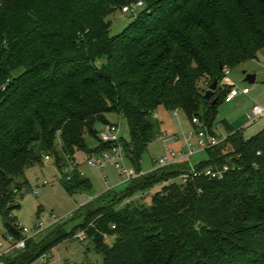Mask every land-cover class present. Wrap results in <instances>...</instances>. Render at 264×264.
Here are the masks:
<instances>
[{"label": "trees", "instance_id": "obj_1", "mask_svg": "<svg viewBox=\"0 0 264 264\" xmlns=\"http://www.w3.org/2000/svg\"><path fill=\"white\" fill-rule=\"evenodd\" d=\"M137 1L0 0V218L21 230L11 213L30 186L26 168L45 155L61 168L77 151L104 150L96 124L109 123V113L127 119L129 137L121 140L139 172L149 143L161 136L156 113L182 111L227 129L196 164L228 165L224 177L183 184L186 162L156 168L110 193L77 228L104 264H264V127L245 137L217 117L232 88L223 84L225 69L264 49V0H142L131 22L111 35L108 15ZM216 79L212 105L205 91ZM87 135L97 146H88ZM63 181L70 194L92 187L77 171ZM160 183L150 205L121 206ZM65 237L55 230L39 249L27 247L30 237L25 251L4 258L33 264Z\"/></svg>", "mask_w": 264, "mask_h": 264}, {"label": "rangeland", "instance_id": "obj_2", "mask_svg": "<svg viewBox=\"0 0 264 264\" xmlns=\"http://www.w3.org/2000/svg\"><path fill=\"white\" fill-rule=\"evenodd\" d=\"M132 19L131 13H125L123 7L108 15L107 20L111 22L110 34L115 35L121 32ZM244 70L257 74V80L252 83L244 81ZM228 78L239 88L244 87V85L249 86L251 93L240 94L232 103H226L222 99L217 107L218 120H228V122L234 123L235 127L244 128L245 137H250L264 127V115L254 121L250 119L254 105L257 104L264 107V49L259 51L255 59L248 60L232 68ZM107 118L111 123L119 124L121 137H129L128 122L123 115L109 113ZM155 118L163 122L159 128V132L163 137L157 136L149 143L142 155L141 172L144 174L152 172L156 169L155 162L166 155L168 149L181 148L186 142L195 148V153L191 156L192 162L208 158L207 149L201 148L197 144V125L199 123L189 120L182 111L173 113L164 108H161L156 113ZM217 124L221 125L218 138L222 141L229 133L223 124ZM101 126L102 124L100 123L96 124L97 129H100ZM86 141L88 146L92 148L98 144L96 138L90 135L86 136ZM57 148L61 149L60 138L57 140ZM95 153L87 154L85 151H77L73 159L64 158L63 162H66V164L61 168L56 165L53 156H51L50 160L44 159L42 164H35L26 168L25 174L30 186L27 189H23L22 194L19 196L21 206L15 209L11 216L15 217L19 222L21 236L23 238H33L27 244V247L31 249H34L35 246L37 249L41 248L42 240L55 230L67 234V237L33 264H104L103 255L96 250L92 238H84L86 232L82 231L81 228L78 229L77 226L84 221V216L89 209L110 202L113 195L110 197L108 195L113 191L124 190L129 182L124 180L121 169L114 165L107 164L101 167L92 164L88 158ZM125 164L128 168H133L137 171L130 159L127 158ZM70 165L76 166L74 172L77 171L81 177L84 176L91 180L92 187L90 189L81 190L74 194H70L66 190L63 181L66 176H64L62 170ZM178 167L183 168L184 165H179ZM74 172H72V177ZM45 181L49 183L44 184ZM163 184H157L155 186L158 187L145 191L147 194L141 199L136 198V195L142 192L135 193L130 198V202L150 205L153 194ZM90 200L93 201L90 202ZM127 202L126 200L121 206H124ZM38 225H42L43 228L38 229ZM82 232H85V234ZM3 236L9 237L10 233L7 231L4 219L1 217L0 237L5 239ZM80 236L84 239H81ZM106 241L112 244L114 237L108 236ZM7 246V243H5L3 249L6 250ZM22 251L23 249H15L4 256L16 257ZM3 259L8 264L9 261L4 257Z\"/></svg>", "mask_w": 264, "mask_h": 264}, {"label": "built area", "instance_id": "obj_3", "mask_svg": "<svg viewBox=\"0 0 264 264\" xmlns=\"http://www.w3.org/2000/svg\"><path fill=\"white\" fill-rule=\"evenodd\" d=\"M144 5V2L142 0H139L137 2H133L130 4H127L123 7V11L125 13H137V11ZM231 72L230 68H226L224 73L225 77L223 79V84H229L232 86V88L228 91V93L225 96V101L230 102L232 101L236 96L239 94H248L250 92V88L245 86L242 88H239L235 84H231L228 78V74ZM251 121L256 120L257 118L264 115V107L260 105H254L251 111ZM194 123H199L198 129H197V144L201 148H210L213 147L221 142V140L218 138V132L221 129L220 124H215L213 127H209L208 125L203 124L198 120L197 117L193 119ZM160 137H163L162 135ZM120 135V129L118 123H105L102 124L101 128L98 130V139L101 143L106 144V148L100 152H97L90 156L88 159L92 164H95L96 166L104 167L107 164H111L116 166L117 168L121 169L124 180L125 181H131L135 178H138L142 175H144L141 171H135L133 168H128L125 164V160L127 159V152L125 150V147L123 145V142L121 140ZM195 153V148L190 143L186 142L184 143L181 148L178 149H168L166 155L159 158L157 162H155V168H161L168 165H171L173 163H177L183 160H187ZM45 160H50L51 156L45 155ZM71 166V165H70ZM68 166L67 168H64L62 170V173L64 176H66V179H71L72 172H74V168L76 166ZM229 170L228 165L213 167V166H207L204 168H198L194 164H189V169L182 173L178 177V181L180 183H187L190 180H193L196 177L199 176H208L210 178H223L225 173ZM62 176V175H61ZM63 177V176H62ZM48 181H45L44 184H48ZM168 182H165V184ZM158 187V186H155ZM147 192H142L136 195V198L141 199ZM130 198L127 199L128 202H130ZM43 228L42 225H38V229ZM85 234V232H82ZM5 239L0 237V264H6L3 257H5V254H8L10 251H13L15 249H24L26 247V241L30 237H25L22 239H16L12 234H10L9 237L3 236ZM87 237V234L84 235V238ZM81 239H84L80 236ZM6 241V242H5ZM7 243V249L4 250V244Z\"/></svg>", "mask_w": 264, "mask_h": 264}, {"label": "water", "instance_id": "obj_4", "mask_svg": "<svg viewBox=\"0 0 264 264\" xmlns=\"http://www.w3.org/2000/svg\"><path fill=\"white\" fill-rule=\"evenodd\" d=\"M243 75H244V81H246V82H250V83H252V82H255V80H256V74H254V73H249V72H247L246 70H244V71H243ZM217 85H218V80L216 79V80H214V82L208 87V89L205 91V98H206L207 100H212V98H213V94H214V91H215ZM217 101H218V98H217V97L214 98V99L212 100V105H215V104L217 103ZM4 224H5V227H6L9 231H11V232H13V233H16V234H19V233H20V230H19V229H18V228L12 223V222H10V221H8V220H4Z\"/></svg>", "mask_w": 264, "mask_h": 264}, {"label": "crops", "instance_id": "obj_5", "mask_svg": "<svg viewBox=\"0 0 264 264\" xmlns=\"http://www.w3.org/2000/svg\"><path fill=\"white\" fill-rule=\"evenodd\" d=\"M257 78H258V75L256 74V80H257ZM243 80H244V79H243ZM256 80H255V81H256ZM229 81H230L231 84H232V83L235 84L232 80L229 79ZM235 85H236V84H235ZM236 86H237V85H236ZM245 86H247V85H244V87H245ZM247 87H249V86H247ZM249 88H250V87H249ZM249 93H251V89H250V92H249ZM249 93H248V94H249ZM241 94H243V93H241ZM239 95H240V94H239ZM239 95H238V96H239ZM236 97H237V96H236ZM236 97H235V98H236ZM235 98H234V99H235ZM234 99H233L232 101H230V102H226V101H225V102H226V103H232V102L234 101ZM226 121L228 122V120H226ZM162 123H163V122H162ZM228 123H229L232 127H234L235 129H239V127L237 128V127L234 126V123H232V122H231V123L228 122ZM244 125H245V124H244ZM240 129H244V128H240ZM207 159H208V158H207ZM204 160H206V159H201V160H199V161H197V162H192V159H191V156H190L189 159H187V160H183V161H180V162H181V163H183V162L185 163V162H186L188 165H189V164H194V165H196L197 163H199V162H201V161H204ZM90 201H91V200H90Z\"/></svg>", "mask_w": 264, "mask_h": 264}]
</instances>
